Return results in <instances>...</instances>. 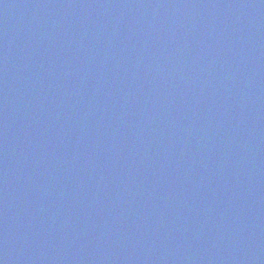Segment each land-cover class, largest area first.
<instances>
[{
    "label": "water",
    "instance_id": "obj_1",
    "mask_svg": "<svg viewBox=\"0 0 264 264\" xmlns=\"http://www.w3.org/2000/svg\"><path fill=\"white\" fill-rule=\"evenodd\" d=\"M0 264H264V0H0Z\"/></svg>",
    "mask_w": 264,
    "mask_h": 264
}]
</instances>
